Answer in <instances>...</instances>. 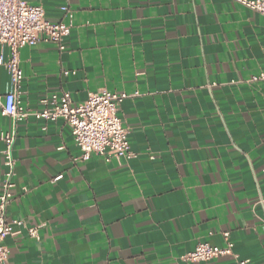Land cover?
<instances>
[{
    "label": "crops",
    "instance_id": "crops-1",
    "mask_svg": "<svg viewBox=\"0 0 264 264\" xmlns=\"http://www.w3.org/2000/svg\"><path fill=\"white\" fill-rule=\"evenodd\" d=\"M29 1L71 32L63 50L21 48L20 104L127 92L132 157L83 160L62 118L0 113V192L12 172L6 215L24 221L3 240L10 264H264V15L234 0ZM9 55L0 44L1 97ZM226 231L235 255L182 259Z\"/></svg>",
    "mask_w": 264,
    "mask_h": 264
},
{
    "label": "built area",
    "instance_id": "built-area-1",
    "mask_svg": "<svg viewBox=\"0 0 264 264\" xmlns=\"http://www.w3.org/2000/svg\"><path fill=\"white\" fill-rule=\"evenodd\" d=\"M243 6L264 15V0H234ZM70 17L73 16L68 11ZM71 32V24L63 21H52L46 17L45 10L40 4L29 0H0V44L7 45L10 55L5 62L11 75V86L4 96H0V113L11 116L16 120H24L34 114L37 119L55 121L62 118L71 128L76 144L80 147L83 160H89L93 155L104 157L107 161L112 158L129 159L130 131L124 125L120 116L122 102L131 95L127 92H111L100 89L89 92L83 102H75L68 91L52 93L41 98V108L23 107L18 100V88L24 78L20 66V50L25 46H34L40 42L56 44L59 49H65L64 39ZM0 63H4L0 60ZM65 71V74H68ZM253 81L264 80V72L252 78ZM136 92L135 95H137ZM6 142L4 155L8 165L13 166L12 158L13 136L3 134ZM58 176L56 179H58ZM12 172L0 192V264H10V252L3 240L10 235L20 232L24 225L22 219L8 220L6 208L12 200ZM260 201L264 203V198ZM32 236L38 237L36 227L29 228ZM227 244L224 247L200 242L194 250L182 256L184 261H211L219 256L235 255L234 243L230 240V232L223 233ZM240 260V264H245Z\"/></svg>",
    "mask_w": 264,
    "mask_h": 264
}]
</instances>
